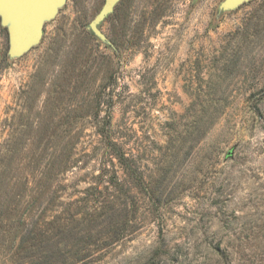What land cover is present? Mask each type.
Here are the masks:
<instances>
[{
  "label": "rangeland",
  "instance_id": "374dc122",
  "mask_svg": "<svg viewBox=\"0 0 264 264\" xmlns=\"http://www.w3.org/2000/svg\"><path fill=\"white\" fill-rule=\"evenodd\" d=\"M223 2L0 18V264H264V0Z\"/></svg>",
  "mask_w": 264,
  "mask_h": 264
},
{
  "label": "water",
  "instance_id": "95a60500",
  "mask_svg": "<svg viewBox=\"0 0 264 264\" xmlns=\"http://www.w3.org/2000/svg\"><path fill=\"white\" fill-rule=\"evenodd\" d=\"M121 0H105L101 11L89 24V30L101 38L98 26ZM249 0H225L224 10H233ZM65 0H0V18L8 27L11 57H20L37 45L43 35L44 25L52 20Z\"/></svg>",
  "mask_w": 264,
  "mask_h": 264
}]
</instances>
